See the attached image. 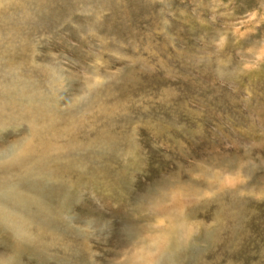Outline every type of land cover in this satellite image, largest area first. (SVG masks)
Instances as JSON below:
<instances>
[{
  "label": "rangeland",
  "instance_id": "rangeland-1",
  "mask_svg": "<svg viewBox=\"0 0 264 264\" xmlns=\"http://www.w3.org/2000/svg\"><path fill=\"white\" fill-rule=\"evenodd\" d=\"M0 5V177L36 219L0 264H153L171 225L182 264H264V0ZM37 135L60 164L24 178Z\"/></svg>",
  "mask_w": 264,
  "mask_h": 264
},
{
  "label": "bare ground",
  "instance_id": "bare-ground-1",
  "mask_svg": "<svg viewBox=\"0 0 264 264\" xmlns=\"http://www.w3.org/2000/svg\"><path fill=\"white\" fill-rule=\"evenodd\" d=\"M2 1V0H1ZM2 6V5H0ZM3 29V28H2ZM7 52V51H6ZM10 53V52H9ZM8 52H7V56L5 57H1L2 59V62L3 64H0L1 67H0V74L3 73L4 75L6 74L8 76L7 80L11 77V72L8 70V66L11 65L12 63H16L15 61V57H13L12 55H10ZM6 54V53H5ZM12 71V69H10ZM1 84V82H0ZM12 84V83H11ZM16 89V88H15ZM13 96V95H11ZM9 97V96H7ZM15 97V96H13ZM12 101V100H11ZM4 102V101H3ZM8 102V101H7ZM36 102L34 101H30L27 99V104L23 107L22 109V113H24V115H28V114H31V109L33 108L34 112H35V107H36ZM34 104V105H33ZM12 106V105H11ZM13 113V112H12ZM3 114V113H2ZM39 114V113H38ZM20 118V117H19ZM14 120V119H13ZM41 120V119H40ZM48 121V120H46ZM52 121V120H51ZM57 121V120H56ZM55 123V122H54ZM3 124V123H2ZM4 125H5V121H4ZM40 125V124H39ZM7 128V127H6ZM9 129V128H8ZM11 130V129H10ZM8 131V130H7ZM2 132V131H1ZM38 132H32L31 134H37ZM38 136H28L27 137V141H34L33 144H30V145H27L25 144L23 150L24 151H32L34 149V147L36 146H40L43 150H44V154L43 156H39L37 157V160L34 161V165H33V168L32 169H29L26 171H24L23 169V172L25 175H24V178H26L27 176H29V172L31 171H45V169H51L50 168V165L51 164H55V166H57V162L59 163V159L58 160H54L53 157L55 155H58L60 157V153H57L56 152V145L52 142H44L43 140H39L38 139ZM40 137V136H39ZM22 141V140H21ZM24 141V140H23ZM12 146H14L12 144ZM21 146V145H20ZM47 146H50L51 148H53L54 152L50 151L48 152V158L45 160L44 158V155H45V149L47 148ZM62 152V151H61ZM22 159L18 160V161H15L19 164V167H21L23 165L24 162L21 161ZM55 161V163L53 162ZM60 161H61V158H60ZM60 164V163H59ZM23 167V166H22ZM0 173L2 172H5L7 175L6 176H9L10 172H8L7 170H9V166L7 165H3L2 167H0ZM11 169V168H10ZM28 174V175H27ZM31 174H34V172H32ZM47 174V173H46ZM3 175L0 177V213L2 215H7V213L10 212V210H13L14 213L12 214H9V216L11 215V217L14 218V220H11L9 222H7V224H3L4 226H2V224L0 223V240H3V243L4 245L8 247V249L10 248L9 244H8V240L10 239L11 237V234L12 233H9L8 232V229L11 230V231H16L15 233H17L18 235V232L22 233V229H25V228H22L24 227V223L26 225L28 224H31L33 222L36 221L35 218H32V216L29 214V211L27 210V208L25 209V207H23L22 205V198H19V197H13L11 194H10V190L7 191L6 187L8 185V178ZM22 177V176H21ZM31 178V177H30ZM22 179V178H21ZM19 178L13 180L11 179L12 182H15V185L17 184V181L18 180H21ZM32 179V178H31ZM27 179H25L26 181ZM28 183V181L26 182ZM25 183V184H26ZM30 185V184H28ZM38 187L40 185V183L38 182L37 183ZM51 186V185H50ZM30 187V186H29ZM46 187V185L44 184H41V190L44 189ZM52 187V186H51ZM31 188V187H30ZM3 190V191H2ZM47 190L50 191V187L48 189V186H47ZM166 192V191H165ZM55 197L54 194H52V196L50 198H53ZM19 198V200L16 202V200ZM26 201V200H25ZM21 202V203H20ZM35 202V201H34ZM29 205H32L33 203H28ZM151 204V203H150ZM25 205L30 208V206L27 205V203H25ZM34 205V204H33ZM36 211V210H35ZM22 212V213H21ZM2 215L0 216V218L2 217ZM36 216V215H34ZM4 218V217H3ZM6 219V217L4 218ZM4 219H0V220H4ZM6 221V220H5ZM9 221V220H8ZM48 226V225H47ZM17 227V229L15 230V228ZM27 228V227H26ZM43 229V228H42ZM41 229V230H42ZM40 230V229H39ZM39 230H36L37 232ZM24 232V231H23ZM43 232V231H42ZM44 233V232H43ZM25 234V233H24ZM38 234L43 237L41 235L40 232H38ZM33 235V234H32ZM186 238H187V234L185 235L184 232H183V228L179 226H176V225H171L169 229H167L166 233H165V241H166V249L169 250V251H175L177 253V256L175 258H169V257H162V258H159L158 260L154 261L153 264H182L181 260L183 262H185L184 258L187 256V252L185 250V245H186ZM31 240H34V238H30V235L27 234V236H24L23 234H21V237L15 241V243L13 244V247L16 249L17 252H21L23 251L24 249L27 248V245H29V243L31 242ZM37 240V239H36ZM138 241H140V239L138 238ZM33 246V245H31ZM30 251V250H29ZM16 255L15 258H11V260H17L21 257V255L17 254V253H13ZM34 254V253H33ZM148 255V254H147ZM35 256L38 257V255L35 254ZM11 257V256H10ZM144 257H145V252H143L141 254L140 257H135L133 256L132 258H130L126 261H123L121 262V264H148L150 261H145L144 260ZM179 258V259H178ZM146 259V258H145ZM178 259V260H177ZM174 260L176 261V263H173ZM4 262V261H2Z\"/></svg>",
  "mask_w": 264,
  "mask_h": 264
}]
</instances>
